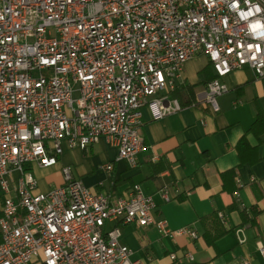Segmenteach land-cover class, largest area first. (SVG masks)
Masks as SVG:
<instances>
[{
	"label": "built area",
	"instance_id": "2783aa9c",
	"mask_svg": "<svg viewBox=\"0 0 264 264\" xmlns=\"http://www.w3.org/2000/svg\"><path fill=\"white\" fill-rule=\"evenodd\" d=\"M197 56L214 78L195 104L212 114L233 72L248 69L264 83V0H0V264H136L120 242L125 225L198 238L154 218L139 185L112 203L68 166L47 192L29 172L101 139L135 168L143 109L157 119L180 113L167 95ZM257 249L264 262V244ZM169 259L193 261L186 251Z\"/></svg>",
	"mask_w": 264,
	"mask_h": 264
},
{
	"label": "crops",
	"instance_id": "0c3cea01",
	"mask_svg": "<svg viewBox=\"0 0 264 264\" xmlns=\"http://www.w3.org/2000/svg\"><path fill=\"white\" fill-rule=\"evenodd\" d=\"M194 58H204L203 66L188 76L186 64ZM194 58L184 65L180 85L191 87L196 101L206 87L209 63L203 56ZM226 83L229 92L218 98L217 114L195 102L162 119L155 117L154 108H144V150L137 155L135 168L116 162V150L101 139L87 151H65L52 168L29 167L30 173L46 178L38 190L47 192L60 186L64 166L70 167L85 187L105 194L112 203L127 198L132 187L139 185L144 194L153 197L154 218L166 220L173 231L187 227L198 235L196 240L162 237L153 226H120V242L131 251L136 264H175L169 255L181 257L184 251L191 253L193 261L181 264H264L257 249L258 243L264 244V147L258 149L261 160L252 166H240L235 149L244 135L255 145L248 130L257 113L264 111V83L248 69L233 72ZM172 93L167 95L169 99H175ZM105 163L113 165L110 173L101 170ZM232 170L234 182L229 177L224 183L223 174ZM224 184L234 186L236 192H229ZM163 191L168 193V201L162 198ZM2 200L0 191V207ZM242 211L249 218L252 211L256 213L253 224L243 225ZM213 214L221 215L222 227L228 233L209 245L200 219ZM237 230L242 233L236 235Z\"/></svg>",
	"mask_w": 264,
	"mask_h": 264
},
{
	"label": "trees",
	"instance_id": "16d2710c",
	"mask_svg": "<svg viewBox=\"0 0 264 264\" xmlns=\"http://www.w3.org/2000/svg\"><path fill=\"white\" fill-rule=\"evenodd\" d=\"M205 73L207 74V82L205 83L207 85V83L214 78L210 72L209 64L205 69ZM172 94L174 98L183 106L192 105L195 102V99H193V91L191 87H184L180 85L177 89L173 91ZM248 134L254 139V146H252V144L249 142L245 135L239 139L235 146L240 166L246 164L252 166L261 160V158L258 157V149L259 147H264V111H259L257 113L255 121L248 130ZM222 177L224 183L229 177L234 182V171H228L224 173ZM227 187V184H224V188L226 190L232 193L236 192V188H234V186H232L231 188ZM241 214L243 218V225L248 223H254V217L256 216V213L254 211H252L250 218L247 214L244 213V211H242ZM200 222L204 229L203 237L209 245H213L219 238L228 233L223 229L222 223L217 214L210 215L206 218H201Z\"/></svg>",
	"mask_w": 264,
	"mask_h": 264
},
{
	"label": "rangeland",
	"instance_id": "374dc122",
	"mask_svg": "<svg viewBox=\"0 0 264 264\" xmlns=\"http://www.w3.org/2000/svg\"><path fill=\"white\" fill-rule=\"evenodd\" d=\"M202 59L204 58H201V59L194 58L186 64L190 71L188 76H194L195 70H198V68L203 66ZM31 175L35 177V179L37 180L41 188V185H43V183L46 181V178L42 175L39 176L37 173H34V172L33 173L31 172Z\"/></svg>",
	"mask_w": 264,
	"mask_h": 264
}]
</instances>
